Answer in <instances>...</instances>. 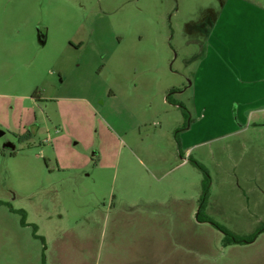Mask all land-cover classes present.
<instances>
[{"label": "rangeland", "instance_id": "1", "mask_svg": "<svg viewBox=\"0 0 264 264\" xmlns=\"http://www.w3.org/2000/svg\"><path fill=\"white\" fill-rule=\"evenodd\" d=\"M223 1L0 0V264H100L110 215L200 196L189 157L209 172L217 223L264 227V110L194 116L176 168L184 119L167 97L193 115L222 97L187 87Z\"/></svg>", "mask_w": 264, "mask_h": 264}, {"label": "crops", "instance_id": "2", "mask_svg": "<svg viewBox=\"0 0 264 264\" xmlns=\"http://www.w3.org/2000/svg\"><path fill=\"white\" fill-rule=\"evenodd\" d=\"M187 88L193 90L194 100L196 96H222L214 101L215 105H194L195 115L189 112L193 120L197 116L199 123L208 119L209 111L219 112L221 104L236 112L239 123L247 119L248 113L264 110V0L223 1L207 31L202 55ZM195 125L180 134L181 148L175 141L182 160L176 168L184 172L194 146L191 135ZM185 179L181 176L176 180ZM198 199L191 196L178 200L171 195L168 203L156 200L140 207L127 206L118 218L110 215V242L100 264H264V234L249 245L220 246L222 236L216 229L196 220ZM179 203L188 211L173 209ZM115 222L118 227L112 226ZM121 229L134 230L133 246H122L121 242L118 247Z\"/></svg>", "mask_w": 264, "mask_h": 264}, {"label": "trees", "instance_id": "3", "mask_svg": "<svg viewBox=\"0 0 264 264\" xmlns=\"http://www.w3.org/2000/svg\"><path fill=\"white\" fill-rule=\"evenodd\" d=\"M176 92H172V93H176ZM167 101L170 104H173V105L177 106L178 108H180V110L182 112L184 122L182 124V127L177 129V131H176L177 134L175 137L176 143L178 144L179 148H181L180 133L190 129L191 125L193 124V119L191 117L189 110L187 109V107L183 103L176 101L170 95L167 97ZM189 161L192 162L204 175L203 180L201 182V192H200V196L198 199V212L196 214V220L198 223L208 224L211 227H213L214 229H216L217 231H219L222 234L221 245L223 247H230V246H237V245L238 246L249 245V244L254 243L260 235L264 234V227H262V228H259L254 233H252L251 235L240 236V235H237V234L231 232L230 230H228L223 225L217 223L207 213L208 203H209V199H210L211 181H212L211 177L209 175V172L203 164H201L197 161H191L190 157H189ZM22 224L26 225L24 218H23ZM42 240L45 243V240L44 239H42ZM45 249H46V246H45ZM43 264H47L45 254L43 255Z\"/></svg>", "mask_w": 264, "mask_h": 264}]
</instances>
